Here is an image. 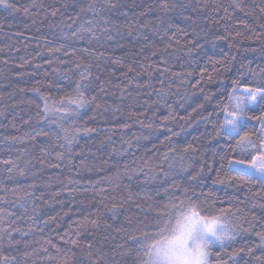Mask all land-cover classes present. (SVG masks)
Returning a JSON list of instances; mask_svg holds the SVG:
<instances>
[{"label":"trees","instance_id":"trees-1","mask_svg":"<svg viewBox=\"0 0 264 264\" xmlns=\"http://www.w3.org/2000/svg\"><path fill=\"white\" fill-rule=\"evenodd\" d=\"M170 2L175 4L169 14L174 28L186 27L184 17L190 18L189 24L196 22L187 28V36L180 33L181 44L176 47L155 34L157 0H119L121 7L116 11L108 10L105 0H15L14 7L19 12L0 8V181H3L0 207L9 213L4 228L15 226L26 234L22 238L19 232H13L12 236L21 241V253L29 252V264H50V259L51 264H59L61 258L68 259L69 264H149L158 233L177 213L193 206L203 218L221 209H238L239 214L232 217L241 229H247L234 240L226 241L223 247L212 245L213 262L216 253L231 252L244 245L251 247L253 254L241 252L239 264L249 259L252 264H259L257 257L264 256V247L257 236L264 229V200L245 199L251 195L250 188L252 193L260 191V180L264 178L255 177L247 186L214 184L216 171L207 167L219 168L218 163L213 164L216 148L208 140L213 129L202 120L209 113L216 116L218 105L226 102L227 90L239 76L237 69L241 64L250 65L257 72L264 68V19L261 18L264 13L260 12L264 0H240L242 9H229L230 23L220 20L225 15L223 9L233 0ZM32 4L35 7L26 14L24 8ZM216 6H220L219 16ZM53 7L57 12L55 17L51 14ZM104 19H108L114 30L118 26L123 38L114 37V43L107 42L100 31ZM89 21L96 25L92 32L86 30ZM144 24L150 27L128 35V25ZM194 29L200 32L199 46L192 35ZM93 33L99 39H93ZM212 33L225 39L216 40ZM184 46L192 47L191 57L179 50ZM53 48L61 51L51 55L49 50ZM222 50L230 53L228 60L232 63L218 65L219 75L211 82L208 75L201 81V69L205 66L208 73L215 75L204 53L222 59ZM190 60L194 62L191 66ZM81 62H92L93 76L100 75L106 82V93L100 94L102 99L97 103L119 108V112L97 116L92 123L95 105L82 109L75 122L97 131L79 138L71 149L72 155L61 163L55 159L54 152L46 155L42 151L49 148L43 142L44 137L25 136V132L31 131L25 122L31 117L35 123L37 105H43L31 89L39 86L43 95L53 98L49 103H58L71 91L66 87L68 81L79 79L76 65ZM129 67L133 68L131 73ZM188 72L192 76L181 86L175 74ZM57 80L59 84L55 83ZM162 81L168 95L159 100L154 90L160 89ZM197 81L201 82L197 84ZM73 122L68 121V125ZM53 127L45 124L44 130L49 132ZM248 128L258 129L259 124L251 121ZM149 131L153 132L150 136ZM191 141L205 147L187 160L191 166L188 175L205 165L201 184L210 200L193 198L187 176L181 179L178 161H170L171 167L165 164V171L160 170L163 154L170 147L182 149ZM51 143L55 146V137ZM220 144L224 146L223 140ZM21 153L23 159L30 161L27 175L9 176L2 162ZM142 160L151 162V168L145 169L147 175L138 173L139 178L130 180L128 170L140 166ZM144 180L146 183L141 186ZM25 192L34 193L27 200V215L16 203ZM113 204L117 205L115 215L108 211ZM90 214L92 219L99 218L98 228L83 226L84 218ZM7 239L4 237L5 246ZM72 241H77L78 247L73 249ZM89 245L95 259L89 254ZM45 250L46 255H39Z\"/></svg>","mask_w":264,"mask_h":264},{"label":"snow or ice","instance_id":"snow-or-ice-1","mask_svg":"<svg viewBox=\"0 0 264 264\" xmlns=\"http://www.w3.org/2000/svg\"><path fill=\"white\" fill-rule=\"evenodd\" d=\"M15 0H0V8L5 10H10L12 13L19 12L20 9L14 7ZM106 8L110 11L118 10L121 5L119 0H105ZM210 5H205V7H209ZM35 7L34 4L29 7L24 8V12L27 14L31 8ZM51 7V6H50ZM175 7V4L171 3L170 0H157V5L155 11L159 14L156 16L155 21L153 22V26L155 27V34L159 35L162 40H167L170 45L176 47L181 44L180 33L184 32L185 36L188 35L187 28L191 27V24H195V21H192L189 24V17L183 18V23L186 25L185 28H174L172 18L169 15ZM183 7V6H181ZM217 16H219V7L216 6ZM242 4H240V0H233V3L228 5L223 9L225 15L221 18V23H230L228 18L229 9L241 8ZM89 11H93L91 8ZM260 12L264 13V5H261ZM52 16L55 17L57 15L56 9L53 7ZM93 15L95 12L93 11ZM264 19V16L261 17ZM243 23V21H241ZM90 27L86 30L92 32V29L96 27L91 21H89ZM149 24H144L141 26L134 27L133 25H128L130 31L128 35H133L134 32L140 33L145 29H148ZM100 31L103 33L104 38L107 42L114 43V37L123 38V33L120 31L119 27H115L109 24L108 19H104L100 23ZM204 29H201L203 32ZM93 39H99L95 35L92 34ZM192 35L196 37L195 45L199 46V37L200 32L195 31L192 32ZM208 33L205 32V36ZM216 40L225 39L224 36H220L216 33H212ZM239 35V33H237ZM175 41V43H173ZM215 47V44H213ZM180 51H186L191 57L192 47L184 46L179 49ZM51 55H56V53L60 52L61 49L53 48L50 49ZM222 59H213L212 56L204 53V56L207 57L208 63L212 65L213 73L215 75L207 72V67L201 69V81L205 75H208L209 82L214 80L216 76L219 75V70L217 68L218 65L226 66L231 64L232 61L228 60V56L230 53H224L221 51ZM235 60V57H233ZM194 63L190 60V66ZM64 67V65H62ZM93 63L88 62L84 64L83 62L78 63L76 65V72L79 75V79L75 81H68L66 87L71 89L70 92L65 94V97L61 98V100L53 103H49V100L53 99L49 96H45L41 93V88L39 86H34L31 90L33 93L39 95L40 100L43 101V105H37L36 111V122H32V118L29 117L28 121H26V125L31 129L29 132H25V136H36V137H44V143L49 145V148H44L42 151L46 155H50L51 153H55V159L58 162H63L66 156H71V149L74 143L83 137H89L91 134L97 131L96 128L88 127L86 125L81 126L77 124L75 121L79 117V114L82 109H86L88 106L95 105L93 108V112L95 115L91 117V122H96V117H106L109 112H119V108L113 109L111 105H103L102 103H97V100L102 99L100 96L101 93H106V82L102 80L100 75L93 76ZM98 67V66H97ZM133 71L132 67H129L128 72L131 73ZM239 76L236 79H233L231 88L227 90V98L226 102H221L218 105L219 112L216 116H213L212 113H209L207 116H202V120L205 123H210L212 125L213 131L208 134V140L211 145H214L216 150L213 153V164L218 163L219 168L214 169L212 165H208V170L216 171V178L213 180L214 184H238L241 186H247L254 181L255 177L264 178V68H261L259 72L252 69L249 66H245L241 64V67L237 69ZM249 74H251L249 76ZM176 78L181 81V86H184L188 83V78L192 76L191 72L188 73H177L175 74ZM245 79L247 82H245ZM201 81H197L199 84ZM55 83L59 84V80ZM172 83V81H169ZM154 94L157 95L159 100H164L167 97L168 92L164 88L163 81L161 82V87L159 90H154ZM179 95V93H177ZM123 96H121V100ZM186 99V97L182 98ZM209 97H205L207 101ZM180 107H183V103L180 104ZM151 110V109H149ZM257 110L259 114L257 115ZM222 113L223 118H220V114ZM74 121L71 125H68V121ZM165 120H169V117H165ZM251 121H255L259 124L258 129H249L248 123ZM105 123L108 121L105 119ZM52 125L53 130L46 132L44 130V125ZM167 127V125H165ZM148 128L151 129L152 125L149 124ZM169 131H173L174 135H179V133H175L174 130L169 129ZM55 133V135H51V133ZM153 132L149 131L148 135H152ZM55 137L56 144L52 146V138ZM147 139V136L143 137ZM220 140H223V145L221 146ZM109 142H111V138H109ZM204 144H196L195 141L188 142L182 149L169 148V151L163 154L162 162H161V172H164V165L169 164L171 167L170 161H178L179 162V171L181 173V179L183 180L185 176H187V185L193 190L195 199H199L203 197L206 200H210L211 197L205 196L203 193V185L201 181L204 177L205 165L201 164V167L198 171H196L192 175H188L190 165L187 164V160L193 156L200 154V149L204 148ZM131 149V142H129V148ZM83 156V153L80 154ZM78 157H72L73 160ZM206 159V157H205ZM3 169L7 171L9 176L15 173L18 176L27 175L28 165L30 161L23 159V153L16 156L15 159L4 160ZM23 165V166H22ZM146 168H151V162L148 160H142L140 166L135 169H129L128 172L131 173L129 175V179L139 178L137 174H143L144 177L147 175L145 172ZM223 173V175H222ZM69 184L72 183L71 179H69ZM3 181H0L2 184ZM146 183V180L141 184ZM262 185L259 192L252 193L251 188L249 189V193L251 195H246V200H255L259 198L260 200H264V179L260 180ZM199 189V192L197 191ZM33 192H25L23 197H20L16 200V203L25 209V214L27 215V200L33 197ZM2 199V198H0ZM215 200L212 201L213 207H215ZM264 206V205H262ZM108 211L115 215L117 211V205L113 204ZM36 209H32V214L35 215ZM219 213L222 214H230L238 215L239 210L233 211L232 208L229 209H221ZM90 214L86 216L82 222L84 227H88L89 225L95 229L99 227L100 221L99 218L92 219ZM9 218V213L3 210V207H0V264H29V252L24 251L21 253V249L19 247L21 241L15 240L12 236L13 232H19L21 237L23 238L26 235L20 229L12 226L10 228H4L5 222ZM39 219V217H36ZM47 223V222H45ZM224 233H222L221 239L222 242L220 245L223 247L224 242L234 240L238 234H242V232H246L247 229H241L236 223L231 225H226ZM8 237L7 244L5 246L4 237ZM226 236V241L223 240V237ZM257 236L259 238L260 246L264 247V229L257 232ZM72 248L78 247L77 241H72ZM89 254L92 255V258L95 259L94 254H91V247L89 245ZM60 249H57L59 251ZM246 251L249 256H251L252 248L248 245H244L242 248L234 249L231 252H223L216 253L215 261L212 260V254L209 252L208 262L209 264H239V260L241 257V252ZM47 250L45 252L39 253V255H46ZM23 257V259H22ZM52 259H57L53 257ZM259 264H264V256L257 257ZM51 264V259L49 260ZM59 264H69V260L66 258L58 259ZM245 264H252L251 259L247 260Z\"/></svg>","mask_w":264,"mask_h":264},{"label":"clouds","instance_id":"clouds-1","mask_svg":"<svg viewBox=\"0 0 264 264\" xmlns=\"http://www.w3.org/2000/svg\"><path fill=\"white\" fill-rule=\"evenodd\" d=\"M231 224L234 218L219 212L201 219L194 206L177 213L153 241L151 264H209L210 247L222 242L218 237Z\"/></svg>","mask_w":264,"mask_h":264},{"label":"rangeland","instance_id":"rangeland-1","mask_svg":"<svg viewBox=\"0 0 264 264\" xmlns=\"http://www.w3.org/2000/svg\"><path fill=\"white\" fill-rule=\"evenodd\" d=\"M258 177V176H257ZM261 178V177H260ZM197 216H199L197 213H196ZM201 219H203V217L199 216ZM225 243V242H224ZM213 245H220V244H215L213 243ZM150 256H151V251H150V255H149V264H151V260H150Z\"/></svg>","mask_w":264,"mask_h":264}]
</instances>
